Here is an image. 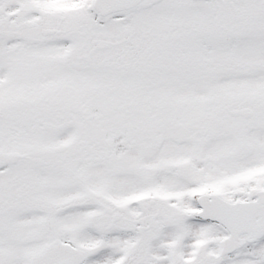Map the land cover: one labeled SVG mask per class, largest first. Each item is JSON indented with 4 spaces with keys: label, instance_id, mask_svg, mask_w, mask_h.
Wrapping results in <instances>:
<instances>
[{
    "label": "snow or ice",
    "instance_id": "obj_1",
    "mask_svg": "<svg viewBox=\"0 0 264 264\" xmlns=\"http://www.w3.org/2000/svg\"><path fill=\"white\" fill-rule=\"evenodd\" d=\"M0 264H264V0H0Z\"/></svg>",
    "mask_w": 264,
    "mask_h": 264
}]
</instances>
